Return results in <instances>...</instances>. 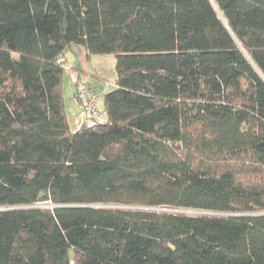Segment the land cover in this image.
<instances>
[{
  "label": "trees",
  "instance_id": "trees-1",
  "mask_svg": "<svg viewBox=\"0 0 264 264\" xmlns=\"http://www.w3.org/2000/svg\"><path fill=\"white\" fill-rule=\"evenodd\" d=\"M74 45L116 77L72 130ZM70 261L264 264V0H0V264Z\"/></svg>",
  "mask_w": 264,
  "mask_h": 264
},
{
  "label": "crops",
  "instance_id": "crops-1",
  "mask_svg": "<svg viewBox=\"0 0 264 264\" xmlns=\"http://www.w3.org/2000/svg\"><path fill=\"white\" fill-rule=\"evenodd\" d=\"M63 60L65 66L68 69L67 76L70 81L72 100L68 104L65 103V112L67 119L73 118L72 123L74 125L75 120L84 121L85 116L82 114L81 107L77 99L75 98V82L78 80V70L81 72V82L86 84L95 94L104 95L107 93L108 85L112 84L108 81L105 63L109 62V58H103V56H92L88 58L85 50L80 46H72L63 52ZM79 79V80H80ZM115 80V78H114ZM64 88V83H63ZM96 89L97 92L94 90Z\"/></svg>",
  "mask_w": 264,
  "mask_h": 264
},
{
  "label": "built area",
  "instance_id": "built-area-1",
  "mask_svg": "<svg viewBox=\"0 0 264 264\" xmlns=\"http://www.w3.org/2000/svg\"><path fill=\"white\" fill-rule=\"evenodd\" d=\"M58 62H62V60H59ZM75 94L80 104L82 114L90 118L87 121V125L92 126L96 123H100L103 120V113L98 106V96L83 83L76 85ZM82 124L83 121H74L76 128H79ZM69 264H73V261H70Z\"/></svg>",
  "mask_w": 264,
  "mask_h": 264
},
{
  "label": "rangeland",
  "instance_id": "rangeland-1",
  "mask_svg": "<svg viewBox=\"0 0 264 264\" xmlns=\"http://www.w3.org/2000/svg\"><path fill=\"white\" fill-rule=\"evenodd\" d=\"M103 58H109V62H106L105 63V70H106V77L108 79V81L110 82H114V78L116 77V73H115V58L114 56L112 55H104ZM63 83H64V88H63V97H64V101L66 104L69 103V101L72 100V93H71V87H70V81L68 80V76H67V73L64 74V80H63ZM115 88V85L113 83L112 86H110L109 88H107V92H110L112 91L113 89ZM96 92L97 90L94 89ZM98 106H99V109L103 111V95H98ZM72 119L73 118H69L68 119V123L71 127L72 130H75L76 129V126L73 125L72 123Z\"/></svg>",
  "mask_w": 264,
  "mask_h": 264
}]
</instances>
